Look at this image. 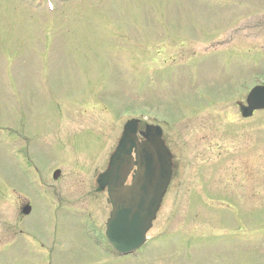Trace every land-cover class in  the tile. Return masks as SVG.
Instances as JSON below:
<instances>
[{
	"label": "rangeland",
	"instance_id": "374dc122",
	"mask_svg": "<svg viewBox=\"0 0 264 264\" xmlns=\"http://www.w3.org/2000/svg\"><path fill=\"white\" fill-rule=\"evenodd\" d=\"M42 2L0 0V130L51 166L53 199L40 200L58 221L47 226L0 142V264L41 263L21 239L28 228L54 264H208L209 239L233 264H264L257 247H232L238 232L264 230V108L240 110L264 81V0ZM133 116L171 121L174 172L144 255L112 258L77 210L91 207L106 226L113 205L97 177ZM15 187L36 202L25 219Z\"/></svg>",
	"mask_w": 264,
	"mask_h": 264
},
{
	"label": "water",
	"instance_id": "95a60500",
	"mask_svg": "<svg viewBox=\"0 0 264 264\" xmlns=\"http://www.w3.org/2000/svg\"><path fill=\"white\" fill-rule=\"evenodd\" d=\"M261 96L255 93L248 97V105H242L244 115L255 108L264 107V86ZM149 140L139 142L135 128L128 127L120 145L111 158L110 168L102 173L99 182L102 187L109 184L110 195L115 209L109 223L108 237L124 250L144 240L147 229L152 224L161 198L166 191L171 175V152L161 138L160 130L148 127L145 133ZM136 147V157L133 148ZM137 164L135 179L131 185L125 181L133 166ZM122 233V237L115 234ZM127 236L128 239H125Z\"/></svg>",
	"mask_w": 264,
	"mask_h": 264
},
{
	"label": "flooded vegetation",
	"instance_id": "af4514ba",
	"mask_svg": "<svg viewBox=\"0 0 264 264\" xmlns=\"http://www.w3.org/2000/svg\"><path fill=\"white\" fill-rule=\"evenodd\" d=\"M22 198V197H21ZM19 203L21 204V206L20 207H22V206H24V202H23V200L22 199H20V201H19ZM87 209H89V210H94V209H92L91 207L90 208H88V207H86ZM47 219H49V216L47 217ZM97 220H98V225H99V229L102 231L103 230V227H104V225L99 221V219H98V217H97ZM98 245H100V244H98ZM241 245H238L237 247L239 248ZM242 247V246H241ZM253 247H258V249H260V246L258 245V246H253ZM244 250V249H243ZM239 251H242V250H239ZM238 251V252H239ZM255 252L256 250H250V249H248L247 251L245 250V252ZM209 257H210V261H207L206 263H208L209 264V262H213V259H212V253L210 252L209 254ZM240 255H242V254H239V257H242V256H240ZM224 262H223V264H233V262H231V261H228L227 259H224L223 260ZM217 262L219 263V264H221L220 263V260H217ZM239 262H241V264H246V263H251V262H243L242 260H241V258H240V260H236V262L234 263V264H239ZM252 264H254V263H252Z\"/></svg>",
	"mask_w": 264,
	"mask_h": 264
},
{
	"label": "bare ground",
	"instance_id": "6f19581e",
	"mask_svg": "<svg viewBox=\"0 0 264 264\" xmlns=\"http://www.w3.org/2000/svg\"><path fill=\"white\" fill-rule=\"evenodd\" d=\"M32 213H33V212H32ZM32 213H31V214H32ZM52 256H53V253L51 252V262H52V264H54Z\"/></svg>",
	"mask_w": 264,
	"mask_h": 264
}]
</instances>
